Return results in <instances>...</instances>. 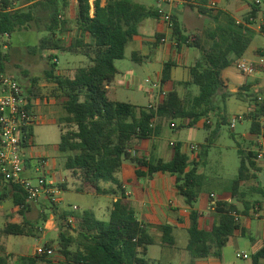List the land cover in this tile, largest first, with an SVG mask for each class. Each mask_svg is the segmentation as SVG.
<instances>
[{
	"label": "trees",
	"instance_id": "obj_1",
	"mask_svg": "<svg viewBox=\"0 0 264 264\" xmlns=\"http://www.w3.org/2000/svg\"><path fill=\"white\" fill-rule=\"evenodd\" d=\"M27 2L30 3L29 11L15 9L13 0L3 1L0 6V38L6 34L11 36L33 22L44 21L49 34L41 40L39 49L53 51L48 56L51 70L46 73V80L56 85L55 94L65 111L62 120L69 125L65 131L58 124L61 130L58 150L68 155L64 169L80 181V191L110 195L117 197V200L113 202L110 217L106 221L98 219L91 210L63 213L56 207L57 215L60 214L61 218L60 253L64 260L55 263L44 253L20 256L18 264H151L152 261L146 257L155 239L150 234V226L137 218L118 178L125 161L139 168L136 173L140 178L151 179L157 173L176 177L179 195L192 208L187 251L193 261L221 258L224 248L236 233L247 235V228L240 221V216H249L252 209L261 207L260 201L251 202L246 199L245 193H239L241 184L255 177L251 169H256L259 154L253 151L245 154L239 149L240 167L237 178L232 182V195L243 204V209L236 202L217 201L215 211L218 218L212 230L206 231L200 228L201 214L193 207L200 197L205 180L204 175L199 173V160L208 155L209 145H199L201 152L193 161L183 152L181 144L171 146L173 156L169 161L147 159L131 151L137 141L158 134L166 122L176 124L178 121V128L182 129L197 128L204 119L220 114L217 98L225 103L231 96L244 102H254L250 132L260 135L264 100L259 101V96L251 90V86L244 85L235 93L229 92L223 79V71L244 57L253 42L255 31L238 23L224 10L200 6L198 12L217 23L216 28L208 32L211 44L206 46L201 37L184 35L178 17L173 15L178 48L186 45L201 53L190 68L191 79L182 83L184 86H197L199 93L186 101L178 90L173 89L157 107H137L114 100L110 86L118 74L115 61L125 58L126 47L138 35L140 23L149 17H159L156 10L133 0H106L105 5H102V0H95L93 7L90 0H77L80 35L66 45L61 36L65 33L64 26L67 23L62 19L68 7L67 0ZM36 7H40L43 17L35 15L33 8ZM258 11L252 5L249 16L256 18ZM249 16L245 18L246 22H249ZM87 35L90 42L85 41ZM63 51L80 53L87 57L89 63L77 68L72 76L56 75L54 69L57 64L54 60L58 58L57 53ZM262 54L258 52V56ZM6 60L8 54L2 51L0 44V74L5 73ZM174 66L173 62L165 64L163 83L170 80ZM39 81V78L33 80L31 90L23 85L29 96L43 94L37 89ZM225 123L226 118L223 117V123L220 124ZM204 127L210 129L206 123ZM24 146H35L33 126L26 131ZM143 167L147 168V173L141 171ZM5 183V188L9 186L13 192V203L22 207L20 212H28L32 204L27 202L22 187L11 182ZM2 191L0 200H3ZM69 218H72L71 223ZM47 220L48 215H43V222ZM36 225V222L24 218L22 223H8L0 229V235L40 237L42 227ZM159 228L163 232L162 243L174 246V227L166 224ZM45 247L48 249L49 245ZM1 249L5 253L4 244ZM262 259L264 246L253 255V264H259ZM0 264H7L6 257L0 258Z\"/></svg>",
	"mask_w": 264,
	"mask_h": 264
},
{
	"label": "rangeland",
	"instance_id": "obj_2",
	"mask_svg": "<svg viewBox=\"0 0 264 264\" xmlns=\"http://www.w3.org/2000/svg\"><path fill=\"white\" fill-rule=\"evenodd\" d=\"M38 1V0H36ZM93 1V0H90ZM137 3L143 4L148 8L156 10L158 5L162 2L161 0H133ZM242 2L244 5L249 7L248 10L251 9V6L254 5L257 7L261 14L253 24L255 31V35L253 36V42L247 51V54H251L250 58L253 60L256 56V51L258 49L264 51V33L258 29L260 23H262L261 17L264 13V0H262V4L259 6L256 4V0H226L227 6L224 8H228V11H234V8L231 5H234L235 2ZM68 7L62 15V19L66 20L67 23L65 27V33L61 36V38L65 37L66 39H71L76 35L78 36L77 31V8L73 2V0H67ZM213 1L207 0V2H203V0H192L190 3L181 5L175 12L179 19L180 25H182L181 30L184 35L188 37L199 36L203 41V44L208 46L211 44V40L209 38L208 32L214 30L217 26V23L213 21L211 18L201 15L198 12L200 6L209 7L211 6ZM27 4L26 0H13V7H19L21 5ZM212 8H216V6H212ZM24 11L30 10V5L22 8ZM225 11V10H224ZM226 11V12H228ZM33 12L38 17H43V13L40 11V7L33 8ZM263 12V13H262ZM235 15H237L235 13ZM249 11L242 15L240 20H245L248 17ZM44 21L33 22L30 24L31 28H36L43 26ZM167 41H177L176 37ZM36 41H13L14 51L12 52V48L10 47V41H3L0 39V44L2 45V51L4 53H9V61L13 60L15 62L17 60L20 64V68L14 67L16 63L9 64L8 66L11 68L5 71L6 74L17 79L21 84L24 81L22 76L15 70L20 69L21 71H33L35 76H40L39 69L35 68V62L38 59V51L40 52L39 45L36 46ZM70 42V41H68ZM5 44H8V48H4ZM258 47L257 50H253L254 47ZM25 48V49H24ZM176 50L177 47L174 46ZM195 52L201 54L199 50L194 48L191 49V53ZM255 53V54H254ZM68 55H70L68 57ZM186 55L183 57H177L178 62L181 59H184ZM71 57L75 58L72 59ZM59 65H67L65 66L64 72L68 75H73L78 67H82L83 64H88L86 62L85 57L81 55H72V54H63L58 53ZM83 60V61H81ZM242 60L249 61V57L242 58ZM74 61V62H70ZM85 61V62H84ZM65 62V63H64ZM126 67L129 65V61L124 60L123 64ZM232 68L228 70V74H233L236 83H231L230 89L234 88L237 83L243 81L244 79L252 80L256 79L253 77L246 78L244 75L240 73L237 69L236 63L231 66ZM9 70V71H8ZM139 81L137 88H126L120 87L118 88V100L121 102L131 103L136 105L137 107H146L150 104V97L146 93V89L152 85V83H146V79L154 80L153 71H141L138 74ZM259 85H264V76H261L258 79ZM255 83V82H254ZM188 86L181 87V96L189 101L192 99L194 92L188 90ZM252 88V87H251ZM46 95L50 96V88H47ZM195 89L198 91V87L195 86ZM253 89V88H252ZM261 95L264 99V86L260 88ZM254 91V90H252ZM217 102L221 108L220 114L213 115L208 119H204L200 123V128H176L175 130H180L178 132H174L170 134V139L173 141H178V143L190 145H209L208 155L203 158V162L201 165V172L206 178V182L204 183V190L209 191L208 198L210 204H207L206 207V215L203 218V226H211L213 221H216L218 218V213L213 210V206L211 204V200L213 199L212 194L215 192L218 194H231L232 193V182L237 178L240 167V155L239 149L245 152V154L250 153V151L256 152L259 154V158L256 160L257 167L256 169H251V173L255 174L254 178H251L250 181L243 183L240 188V193H245V197L247 200L251 202L260 201L261 207L256 206L255 209L250 211L249 216H240V221L245 223V221H250L252 228L250 231L255 235L256 240L252 241L249 236H239L236 239L234 244H230V246L224 249L223 254V264H252L253 263V255L256 252V248H261L262 243L259 241L260 231H264V138L260 136H254V138L246 139V136L249 133V128L251 125V117L254 115V102H244L236 98V96L229 97L226 102H222L219 98H217ZM249 106H247V104ZM157 105V103L155 104ZM43 113L47 116L44 120L46 123H37L34 126L35 131V147L36 151L39 153L46 154L51 158H55L58 162V165H63L67 158V154H61L57 150V145L61 139V128L68 129L69 125L64 122L62 119L65 115V111L63 110L62 104L55 103L50 105H44L42 109ZM53 115V116H51ZM242 117L239 119V117ZM223 117L226 118L225 124L223 123ZM52 120L55 122H52ZM245 120V121H244ZM247 120V121H246ZM178 124V121H176ZM235 124V128H231V123ZM210 125V129H205L204 124ZM59 124V125H58ZM167 126L171 125V122L165 123ZM191 151V150H189ZM200 148L191 151L190 157L191 159L196 158L200 154ZM30 152L27 149V157H29ZM60 157V158H59ZM47 160V159H46ZM64 166V165H63ZM29 171V175L33 174V169L27 168ZM204 192V191H203ZM202 194V192H201ZM222 195V196H223ZM67 197V199H66ZM238 197H241L238 195ZM60 198V197H55ZM221 199L226 197H219ZM62 202H56V204L60 207V205L65 206L67 200L75 203L81 207V211L83 210H93L96 217L100 220L106 221L108 217L104 215V212L98 208L97 200L93 197L77 193L75 191L70 190L67 194L62 196ZM202 199L200 198L195 206L199 207ZM240 209H243V204L239 202L237 199L233 198ZM32 210L29 211V217L32 222L37 223V227H42L40 237H27V236H15L12 235L10 238V250L14 253L7 254L3 253L1 247L5 243V239L3 235H0V258L6 257L7 264H18L19 257L22 253H29L28 248L31 247L30 251L36 253V246L45 247L49 245V249L53 251V254L48 256L47 258L52 260L55 263H60L64 260L62 254L60 253L61 249V241H60V214L57 215L56 205L49 201V197H41L36 203L32 204ZM10 207L7 208L9 210ZM3 211V210H2ZM48 215L47 222L52 218L54 222L53 230H48L46 228V223L43 222V215ZM52 227V225H50ZM49 232L44 238L45 233ZM42 237V238H41ZM184 240L182 237L178 241L177 247L174 248H162L161 245H154L150 248L148 258L152 259L153 264H179L181 261L180 257L185 258V260L191 259L190 254L186 258L183 250ZM256 246V248H255ZM172 253V259L168 257V253ZM17 253V254H15ZM237 253H247L249 255V259L244 260L237 257ZM260 264H264L262 260Z\"/></svg>",
	"mask_w": 264,
	"mask_h": 264
},
{
	"label": "crops",
	"instance_id": "obj_3",
	"mask_svg": "<svg viewBox=\"0 0 264 264\" xmlns=\"http://www.w3.org/2000/svg\"><path fill=\"white\" fill-rule=\"evenodd\" d=\"M94 1L95 0L92 1V6H93ZM211 1H213L212 3L216 6V8L214 9H221V10L228 11V8H224L225 6H227L226 0H211ZM73 2L77 8V14H78L77 0H73ZM105 4H106V0H102V5H105ZM29 5L30 3L27 2V4L21 5L19 7L15 6L14 8L22 9ZM231 7L234 8V11L232 12L229 10L228 13H230L236 20L241 19L242 15L247 13L248 11L250 12V10H248L249 7H247L240 1L235 2V4L231 5ZM93 12H94V8L92 9V13ZM235 13L237 15H235ZM77 31H78V36H79L80 34H79L78 24H77ZM48 34L49 33L46 31V26L44 23L43 26L36 27V28H31V26L29 25L20 30H17L11 36L6 34L0 39L3 41H10L11 43L10 47L12 48V52H13L15 50L13 47L14 45L13 41H36L35 42L36 46H38L39 42H41V40L44 37H47ZM75 36L76 35H74V37H72L71 39H66L65 37H63V39L66 41V45L70 44V42L68 41H73L78 37V36L77 37ZM173 37H175L174 31L171 32L167 28V26L164 23H162L156 16L146 18L139 24V33L128 43L126 47L125 58L122 60L115 61L118 74L112 86H110V90L112 91L114 100L120 101L118 100V88L120 87H126V88H136L137 87L138 88L139 87V85H137V82L139 81V77L137 74L141 71H153L154 73V80L146 79L145 81L146 83H150V82L152 83V85H150V87L146 89V93L150 97V104L146 107H157L158 104L164 101L166 94L173 89L178 90V92L181 95V87L184 86L182 83H185L191 79L190 68L194 65L196 59L199 58L201 54H198L195 52H192V54L189 53L191 52V49L194 47L183 45L181 48H178V41H167V40L173 39ZM163 38L167 39L166 42H162ZM85 41L90 42V37L88 35L86 36ZM174 46L177 47L176 50L174 49ZM8 47H9L8 44H5L4 48L6 49ZM257 48H258L257 46L254 47V49H252V52L253 50H257ZM258 52L264 53L263 50L258 49L256 51V56L253 59V61H256L258 59L259 57ZM52 53L53 51L51 50H44V51L40 50V52L38 51L37 53L38 59L34 65L36 69H39L40 76H35L33 74V71L32 72L27 71V70L21 71L20 69H17L15 71H17L22 76L24 80L22 82V85H24L27 90H31L33 86V80L35 78H39L40 81L37 85V89L38 90L40 89V92H42L43 94H46L45 92L46 90H48L47 88H50L51 92L49 93L50 94L49 98L51 99V104H55V103H60L59 98L55 94L56 85L46 80V73L50 72L51 70L50 69L51 62H49L48 56ZM58 53H63V54L70 53L72 55H76V56L81 55L85 57L84 55L73 52V51H63V52H58ZM247 53L248 52L245 53L243 58L249 57V60H251L250 58L251 54H247ZM184 54L186 55L184 59H181V61L178 62L179 60H177V57L181 58L183 57ZM69 56L70 55H68V57ZM9 58L10 57L8 55V60H6L5 62V71H7V68L8 69L10 68L8 66L9 64L11 65L12 63L18 62L17 60H15V62H12L13 60L9 61ZM71 58L75 60V58L73 57ZM85 59L87 62L88 61L87 57H85ZM124 60L129 61V65L127 67L125 65H121V66L119 65V64H123ZM54 61L57 64L54 69V73L56 75H68V74H65L64 69H63L67 65H64V64L59 65V58H56ZM70 62H74V61H70ZM167 62H173L175 66L171 69L170 80L163 83L162 82L163 71H164L165 64ZM86 65L87 64H83L82 66H86ZM14 67L20 68V64L16 63ZM231 68L232 67H229L223 71V79L225 81V84L229 92L235 93L244 85L251 86L253 88V89L251 88V90H254L255 85H259V83L256 84V82H259L258 79H260L261 76H258L256 79H252L250 81L247 79H244L243 81L237 83V85L234 88L230 89L231 83L238 82L236 81L233 74L229 75L227 73L228 70ZM9 70H11V68ZM69 76H72V75H69ZM263 86L264 85H262V87ZM187 88L188 90L194 92L192 97H195L196 95H198L199 88H198V91L195 89V86L193 85L188 86ZM156 103L157 105H155ZM247 106L249 105L247 104ZM263 119L264 118H262V121ZM249 121L251 122V120ZM52 122L54 121L52 120ZM175 123L178 127L179 122L178 124L177 122ZM232 125H234V127H232ZM176 128H172L171 125L167 126L166 124H164L158 134L152 136L149 139L137 141L131 152L133 154L137 153L139 156L145 157L147 159H163L165 161H169L171 160L173 156V150L171 146L176 145V144H181L183 152L187 153L190 156L191 151L194 152V150H191V147L193 145L188 146L187 144L178 143V141H173L172 139L169 138L171 133L178 132L181 130V129L175 130ZM197 128H200V123ZM231 128L233 129L235 128V124L233 122L231 123ZM254 136L256 135L251 134L250 128H249V133L246 136H244V138L249 139L250 137L254 138ZM57 150H58V145H57ZM28 151L30 152V155L28 157V168L30 169L32 168L34 170L37 160L41 157H44L45 159H47V162H48L47 170L49 173L52 174L51 178L53 182L56 184V187L62 190V196L70 192V190L75 191L77 193L89 195L93 197L95 200H97L98 208L102 210L104 212V215L107 216L109 219L111 210L113 208V202L117 200V197L110 196V195H98L92 192L80 191L79 190L80 181L74 178L69 171L64 169L63 165L65 162L63 163V165H58L57 164L58 161L55 158H51L47 156L46 154L39 153L38 151H36L35 146L28 148ZM194 159H191V161H193ZM202 162H203V159L201 158L199 160V163H200L199 173L200 174H203L201 172ZM137 169L139 168L135 164L129 161H125L122 165L120 173L118 174V178L121 181L123 188L125 189L127 200L131 203L132 207L134 208L137 218L140 221H143L150 226L149 227L150 234L155 239L154 245H157V244L161 245L162 248L164 249H167L170 246L162 243L163 232L159 227L162 225H166V224L172 225L174 227L173 234L176 239V244L170 248L177 247L178 241L182 237V239L184 240V245L182 248L187 258L189 254V252L187 251V245L189 241L188 229L190 228V224H191L190 213H191L192 208L189 205H187L185 203L184 198L181 195H179L178 190L176 188V177L171 176L169 174L157 173L151 179H149L148 177L140 178L137 176V173H136ZM141 171H143L144 173H147L148 170L147 168L143 167L141 168ZM205 182L206 180H204V183ZM61 185L63 187H61ZM242 185L243 184H241V186ZM5 186H6V183L2 181L1 179L0 180V190H3L2 191L3 200H0V229H3L8 223H22L24 221V218L30 220L29 211H31L33 208L31 206V209L28 212H26L25 214H22L20 212L19 207L13 203V200H12L13 192L11 191L10 187L8 186V188L6 189ZM204 187L205 186L203 184V187L201 190L202 194L200 193V197H199V199L200 198L202 199L201 204L199 207L194 206L193 209L198 210L201 214V217L199 220L200 228L206 231H211L215 224V221H213L211 226L209 225L203 226V223H202L203 218L207 212L206 211L207 204H210L209 198H208L209 191H205ZM210 193L213 196V199L211 200L212 205H214L217 201L235 202L233 201L232 193L230 195L229 194L223 195V194H220L219 192L217 194L212 191ZM219 197H226V198L221 199ZM59 204H61V202ZM8 207H10L9 210H7ZM56 207L63 213L70 212V211L82 213L86 211V210L81 211V207L79 205L72 203L69 200H67L65 206L60 205L59 207L56 204ZM74 207H77V209L75 210ZM213 210H215V206H213ZM52 218L49 220L48 223H46V228H48V230L50 231L53 230L55 226L53 225L55 221H53ZM68 221L71 223L72 218H69ZM242 224L247 228L246 236H249L252 241L256 240L255 235L252 233V231H250L252 228L250 221L246 220L245 223H242ZM50 225H52V227ZM48 233L49 232L45 233L44 236L42 237L44 238ZM11 236H7V237L3 236L5 239V243H4L5 253H7L8 255L14 253L10 250V243H9L10 238L9 237ZM239 236H242V235H240L239 233H236L230 239V242L226 247L230 246V244H234L236 242V239ZM259 241H261L262 243V246H261L262 248L264 246V231H260ZM152 246L149 247V251ZM261 248H258V249L256 248V252L259 251ZM30 249L31 247L28 248L29 253H22L20 254V256L34 255V252L32 251L31 253ZM149 251H148V254H149ZM223 254H224V250H223ZM223 254L221 258L210 257V258L196 260V261H193L191 259H189L188 261V259L185 260V258L183 260V258L180 257L181 261L179 262V264H223ZM172 256L173 255L171 252L168 253V257L170 258V260L172 259ZM146 258L149 259L148 255ZM150 260L152 261V259ZM244 260H247V259H244ZM262 260L264 261V259ZM151 264H153V261Z\"/></svg>",
	"mask_w": 264,
	"mask_h": 264
},
{
	"label": "built area",
	"instance_id": "obj_4",
	"mask_svg": "<svg viewBox=\"0 0 264 264\" xmlns=\"http://www.w3.org/2000/svg\"><path fill=\"white\" fill-rule=\"evenodd\" d=\"M3 1L0 0V6ZM161 1L156 9L158 19L172 32L175 27L173 15L176 10L192 0ZM90 2L92 6V1ZM256 4L259 6L262 4V0H256ZM212 6L215 5L212 3L209 8H212ZM260 14L259 10L256 18L248 15L249 22L240 19L237 22L256 30L253 24H255ZM261 20L262 23H260L258 29L264 33V17H261ZM166 40V38H163L162 42H166ZM236 66L245 77L257 78L258 76H264V53L256 61L240 59L236 62ZM260 88H262V85H255L254 92L259 96V101H263ZM50 104L51 99L48 95L29 96L17 79L5 73L0 74V176L2 181L21 186L26 194L27 202L30 204L36 203L41 197H49V201L52 203L62 202V190L56 187L53 182L52 174L47 170L48 162L44 157L37 160L33 174L29 175L27 170L28 148L24 146L27 129L31 126L34 127L37 123H46L44 120L47 116L42 109L44 105ZM241 118L240 116L239 119ZM171 127L176 128L177 125L172 123ZM258 136L264 138V119L261 133ZM197 148V145H193L191 150L195 151ZM21 208L19 207V209ZM74 209L76 210L77 207H74ZM44 253L50 256L53 251L46 247H36L35 254L41 255ZM237 257L241 259L249 258L246 253H237Z\"/></svg>",
	"mask_w": 264,
	"mask_h": 264
}]
</instances>
